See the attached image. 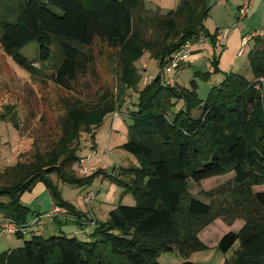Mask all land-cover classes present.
Here are the masks:
<instances>
[{"label":"trees","instance_id":"16d2710c","mask_svg":"<svg viewBox=\"0 0 264 264\" xmlns=\"http://www.w3.org/2000/svg\"><path fill=\"white\" fill-rule=\"evenodd\" d=\"M146 1L0 0V48L20 68L37 73L36 62L20 53L30 43L38 45L42 62L49 60L51 47H57L62 62L52 81L72 90L91 69L90 47L98 40L114 51L119 87L116 98L104 92L94 104L66 99L55 144L0 173L4 219L19 227L33 222L21 196L37 183L44 185L55 206L73 216L49 237L37 231L38 222L32 223L30 239L0 253V264H160L159 256L171 252L182 264H191L193 253L206 250L199 233L216 220L243 222L239 231L224 234L217 243L224 255L232 250L223 264H264V39H254L247 54L250 78L225 73L201 100L196 79L207 82L219 74L215 60L211 71L194 73L189 87L167 83L165 68L185 42L199 34L210 37L203 26L209 13L206 0H179L164 14L146 9ZM150 29L153 36H147ZM145 53L159 72L139 90L135 62ZM126 90L136 92L137 99L127 108V140L121 149L138 165L78 177L81 133L93 144V130L103 118L125 106ZM228 174L233 176L224 184L199 191L204 200L189 191V183L199 185ZM52 175L78 188L100 177L122 189L120 198L130 194L135 204L112 207L88 234L68 236L63 225L81 229L92 220L61 198Z\"/></svg>","mask_w":264,"mask_h":264},{"label":"rangeland","instance_id":"374dc122","mask_svg":"<svg viewBox=\"0 0 264 264\" xmlns=\"http://www.w3.org/2000/svg\"><path fill=\"white\" fill-rule=\"evenodd\" d=\"M51 9L55 13H59L58 9ZM147 36H153L152 29L149 30ZM90 52L92 53L94 61L91 69L84 76L78 78L72 90H67L55 85L51 77L53 71L57 69L62 62L61 54L57 47H51V56L46 62L40 60L39 48L35 42L21 49L20 53L24 57L36 62V64L33 65L37 71L36 74H29L27 71L20 68L6 56L0 48V173L13 166L16 162H26L35 151H47L55 144L60 135V123L64 115L63 103L66 99L70 101L78 100L83 104H94L104 92L111 93L114 98L117 97L119 87L116 62L113 58L114 51L102 42L95 40L90 47ZM149 56V53H145V55L135 62V66L141 77L137 86L139 90L147 80L148 74L155 76L159 72L156 62L149 58ZM144 62H147V68L143 65ZM245 64L246 63L242 64L241 67ZM205 67L206 66H204L203 69ZM246 67L247 70H244L245 72L241 75L250 78L249 65L246 64ZM211 70L205 69L200 71L205 73ZM195 72L197 71H191V73L186 72L184 77L180 79V81L184 82L183 87H189ZM187 74L190 75L187 76ZM219 79V74L211 75L207 82L196 79L198 86L197 93L201 100L206 98L210 87L217 84ZM136 96L137 94L134 91H124L125 103L128 104L131 101V107H133L132 105L137 99ZM8 112H11V114ZM115 112L106 115L101 125L93 130V143L99 148L97 156L100 164L98 166L90 162L89 165L95 169L103 166V168L100 169L107 172H110L114 167L118 168L119 166H125L127 168L130 164L132 166L138 165L135 157L121 149V143L126 141V137L118 131H113V135L108 143V152L105 151L108 142L107 132L109 130L110 120ZM122 120H124L127 127L129 125L128 118L124 117ZM14 122L17 124V128L14 127ZM88 136L89 135L86 133H81L80 135L78 142L79 150L77 152L79 155H85L90 149ZM232 176V174H228L206 179L199 185L189 183V191L193 196L204 200L199 195L200 190L209 191L214 189L224 184ZM51 180L57 185L61 198H64V201L68 202L80 213L84 212L86 214V210H90L92 206L98 208L99 204L105 205L103 209L110 207V205L116 207L119 204L125 206H133L135 204V200L130 194L120 198L122 189L116 184L102 180L100 177L95 178L89 187L84 186L80 188L60 181L58 182L54 175L51 176ZM36 186L37 188H43L49 195L42 183H37L34 188H36ZM34 188L30 191L31 193H24V197L21 200V203L28 207L29 214L27 217L29 222H32L33 213H37L32 202L40 204V208L43 203L40 197H38V200L33 199L35 197H30L31 201H26V195L29 196L33 194L32 191ZM262 189L263 188H258V190ZM88 192L96 194V198L94 197L86 206L83 197ZM86 207L90 208L87 209ZM41 210H44L45 213L43 214L47 213L45 208H41ZM97 216H99L100 219H104L100 213ZM236 221V223L233 222L230 225L222 220L214 221L210 229L206 231V234H208L207 237L204 238L208 248L205 245L206 250L193 253L189 257L192 264H222V260L230 256L232 250L224 255L217 250L214 243L220 239V236L226 231H238L237 225H242L243 222L241 220ZM54 226L56 227L55 232H58V226ZM68 228H74L73 230L82 232L85 231L87 226L80 229V227L72 223L63 225L62 229L67 231L68 236H72L70 233H72L73 230L68 231ZM43 235L49 237L53 235V233H43ZM75 235L80 237L78 233ZM30 237L31 233H27L23 238H18L16 235L0 234V252L22 247L24 241L29 240ZM237 246L238 245L235 244L233 249H236ZM158 262L160 264H182L183 259L176 252H171L161 254L158 258Z\"/></svg>","mask_w":264,"mask_h":264},{"label":"crops","instance_id":"0c3cea01","mask_svg":"<svg viewBox=\"0 0 264 264\" xmlns=\"http://www.w3.org/2000/svg\"><path fill=\"white\" fill-rule=\"evenodd\" d=\"M247 1L250 2L251 4L250 11L244 19L240 20L238 18L239 8L244 2H247ZM178 3H179V0H147L145 2V8L148 10H158L161 14H164L169 10L175 9ZM206 5L207 7H209V13L203 23V26L210 36L209 41L205 43L201 48L195 49L191 53L188 61L184 63L183 65H181L182 67H180L178 71H173L169 74H166V79H169L171 81L170 82L171 85L176 84L178 86L183 87L184 82L180 81V79L184 77V74L186 72H189V73H191V71L201 72L200 70H205V69L211 70V67H212L211 63L213 60H215V64L217 65V68L220 71L219 82L222 81L225 73L231 72V73H236V74L241 75L243 72H245L244 70H247V67H246V64H248L247 54L254 45V41L250 42L247 45L245 52L239 56L238 52L241 46L240 45L241 39L244 36L256 30L261 31L262 37L260 38L264 39V0H206ZM217 31L222 32V38L220 41V46L218 48H215L212 43V40H213V36L216 34ZM244 63L246 64L241 67V65ZM143 65H145L147 68L148 64L147 62H144ZM204 66L206 67L203 69ZM240 67H241V70H240ZM189 75L190 74H187V76ZM150 76L154 77L153 75L148 74L147 78ZM147 82L148 80L145 81L144 85ZM131 103H132L131 101L128 104L126 103L125 106L120 111H117L119 115L117 117L113 115V117L111 118L110 124H109V130L107 132L108 142L106 144V149H105L106 152H108V143H109V139H111L113 135V131H118L119 133L123 134L127 140V127L124 123V120L122 119H124V117L127 118V110H128L127 108H129V110L132 109ZM93 135H94V132H93ZM88 138L90 141V136H88ZM125 142H122L121 145ZM89 147L90 149L85 155H79V156L88 157V161H89L88 164L90 162L91 163L93 162L95 165L99 166L100 163L98 162L99 158L97 156V152L99 148L95 146V143L92 144L91 141H90ZM129 166H132V165L130 164ZM100 168H103V166H100ZM100 168H96V169H100ZM120 168H126V167L124 166ZM33 191H32L33 194L29 196L26 195L27 196L26 201L29 200L30 202L31 201L30 197L31 198L35 197L33 198L35 200H38V197H40L43 201L41 208H45L46 212H48L52 207L55 206L50 196L47 194V192L43 188H37L36 186V188H34ZM23 197H24V194L21 196V200ZM32 205L37 210V213H35V215L33 216L32 221H34L36 218H39L38 224L35 226V228L37 229L39 233H42V234L43 233H53L56 230L55 229L56 227L54 225H60L61 223L65 221L66 222L73 221V216L69 212H67L65 215L61 214L60 218L58 219L50 220L49 218L44 217L43 213L45 212L44 210H41L40 204H37L36 202H32ZM87 205L88 204H86V206ZM104 206L105 205L99 204L98 208H96L95 206H92L90 210H86V214L84 212H81L86 215L87 219L92 220V223L89 225L90 227L87 226V228L85 229L86 234H88L92 230L95 222H104L106 220L109 209L112 208L113 206L110 205V207L103 209ZM86 208L89 209L90 207H86ZM75 211H78V210L75 209ZM99 213L104 219H100V217L97 216ZM2 219L3 217L0 215V221ZM211 225H209L207 229L205 228L203 231H201V233H199V236H198L199 240L204 245H206L207 248H208V245L205 243L204 238L207 237L208 234H206V231L210 229ZM242 225L241 224L237 225L238 231L241 229ZM83 227L81 229H83ZM73 229L74 228H68V231H71ZM62 231L67 233L65 229H62ZM72 232L76 234L79 231L73 230ZM228 232H237V231H226L220 236V238ZM218 241L219 239L215 241L214 243V246L216 248H217ZM229 257L230 256L225 257V258H229ZM224 259L222 260V264L224 262ZM188 260L190 261V258Z\"/></svg>","mask_w":264,"mask_h":264},{"label":"built area","instance_id":"2783aa9c","mask_svg":"<svg viewBox=\"0 0 264 264\" xmlns=\"http://www.w3.org/2000/svg\"><path fill=\"white\" fill-rule=\"evenodd\" d=\"M251 8L250 2H244L238 11V18L240 20L244 19ZM262 37V33L259 30L253 31L250 34L244 36L241 39V46L240 50L238 52V55H242L245 52V49L247 45L252 42L256 38ZM222 38V32L217 31L216 34L213 36V45L215 48H218L220 46V41ZM209 41V38L206 37L204 34H199L196 37L188 40L185 42L182 47L177 50L175 53L172 54L170 58V63L165 68V74H169L173 71L178 70L181 65L186 63L191 55V53L198 48H201L205 43ZM152 77H148L147 80L150 81ZM171 81L167 79V83H170ZM119 113L115 112L114 116L117 117ZM88 157H81L77 163H76V175L80 177H87L91 175L93 172H95L97 169L94 167H91L88 164ZM95 197V194L92 192H88L85 194L83 200L86 204H88L92 199ZM67 211L64 208L54 206L52 207L46 214H44L45 218L54 219L59 217L61 214L65 215ZM39 221V218H36L32 223L35 224ZM29 224V226L25 227H19L17 226L12 220L10 219H2L0 221V234H6V235H17L21 234L24 235L27 233V230L30 226L33 224Z\"/></svg>","mask_w":264,"mask_h":264}]
</instances>
